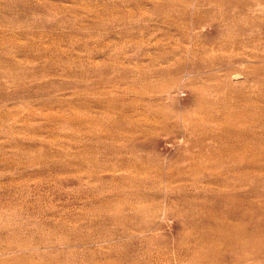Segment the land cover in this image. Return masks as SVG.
Wrapping results in <instances>:
<instances>
[{
    "label": "rangeland",
    "instance_id": "obj_1",
    "mask_svg": "<svg viewBox=\"0 0 264 264\" xmlns=\"http://www.w3.org/2000/svg\"><path fill=\"white\" fill-rule=\"evenodd\" d=\"M0 264H264V0H0Z\"/></svg>",
    "mask_w": 264,
    "mask_h": 264
},
{
    "label": "bare ground",
    "instance_id": "obj_2",
    "mask_svg": "<svg viewBox=\"0 0 264 264\" xmlns=\"http://www.w3.org/2000/svg\"><path fill=\"white\" fill-rule=\"evenodd\" d=\"M218 208H221V207L219 206ZM222 210L224 212V209ZM234 229L238 230V236L232 241V245L237 246L241 250L246 248L247 250L249 249L250 251H254V252L260 249L256 236L252 234L251 232H249L248 230H245L246 228L243 224V221L242 223L238 225L235 224ZM260 230L263 232V229H258L256 232L258 233L257 235L259 236H260ZM209 249H216L215 244H211L209 246Z\"/></svg>",
    "mask_w": 264,
    "mask_h": 264
}]
</instances>
